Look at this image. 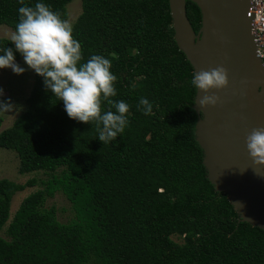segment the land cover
<instances>
[{
	"label": "trees",
	"instance_id": "1",
	"mask_svg": "<svg viewBox=\"0 0 264 264\" xmlns=\"http://www.w3.org/2000/svg\"><path fill=\"white\" fill-rule=\"evenodd\" d=\"M37 2L69 19L72 0H24ZM21 6L0 0V25L15 30ZM187 16L197 33L202 14L191 0ZM72 26L83 62L110 59L111 99L129 105V124L101 143L95 122L70 119L35 74L27 108L0 132V148L18 155L21 174L50 177L12 219L14 196L38 183L0 179V264H264V230L239 223L208 179L195 134L194 69L175 41L169 0H82ZM10 43L0 38V49ZM141 97L151 114L138 109ZM57 193L71 204L67 223L46 206Z\"/></svg>",
	"mask_w": 264,
	"mask_h": 264
},
{
	"label": "water",
	"instance_id": "2",
	"mask_svg": "<svg viewBox=\"0 0 264 264\" xmlns=\"http://www.w3.org/2000/svg\"><path fill=\"white\" fill-rule=\"evenodd\" d=\"M191 1L202 14L197 33L187 16V0H169L177 46L194 73L223 66L229 79L225 89L209 92L220 98L215 106L200 108L204 93L197 90L195 96V134L207 176L217 192L228 196L239 223L264 230V177L251 168L244 142L246 132L264 127V65L253 31L252 1Z\"/></svg>",
	"mask_w": 264,
	"mask_h": 264
},
{
	"label": "clouds",
	"instance_id": "3",
	"mask_svg": "<svg viewBox=\"0 0 264 264\" xmlns=\"http://www.w3.org/2000/svg\"><path fill=\"white\" fill-rule=\"evenodd\" d=\"M19 3L22 6L18 9V22L8 35L14 48L0 49V69H11L14 74L22 75L26 69L16 62L15 53H19L27 69L42 77L45 89L63 103L70 119L84 124L95 122L101 143L115 141L129 124V105L123 100L111 99L117 95L114 87L117 77L111 71L110 59L92 55L83 62L81 44L74 38L73 26L68 20L43 2L34 6L25 5L24 0ZM190 83L204 93L198 101L200 108L215 106L220 98L209 92L228 87V71L223 66L201 69L193 74ZM3 95L0 88V97ZM103 102L110 106L106 111ZM15 107L10 99H0V112L14 111ZM137 107L144 115H149L153 106L141 97ZM244 142L252 161L251 168L256 175L264 177L261 174L264 127L246 132Z\"/></svg>",
	"mask_w": 264,
	"mask_h": 264
},
{
	"label": "rangeland",
	"instance_id": "4",
	"mask_svg": "<svg viewBox=\"0 0 264 264\" xmlns=\"http://www.w3.org/2000/svg\"><path fill=\"white\" fill-rule=\"evenodd\" d=\"M82 12V0H72L68 5L69 19L73 25ZM14 31L6 25H0V38H8L10 32ZM16 62L26 70L22 75L14 74L11 69H0V88L3 89L4 95L0 99L11 102L16 106L14 111L0 112L4 122L0 128V132L10 128L17 117L26 110L27 100L31 94L35 73L24 64L23 58ZM20 161L18 155L10 150L0 148V179H8L18 184H25L29 180H36L35 187L17 193L12 201L10 210V219L13 218L22 201L38 189L42 188L41 182L47 180L50 175L45 172H35L29 174H21L19 171ZM46 206L48 208L55 207L58 212V219L62 223H67L73 218V211L70 202L64 194L57 193L54 198L48 199ZM6 229V228H5ZM5 229L2 235L6 237ZM174 240L181 242V239L174 237Z\"/></svg>",
	"mask_w": 264,
	"mask_h": 264
},
{
	"label": "built area",
	"instance_id": "5",
	"mask_svg": "<svg viewBox=\"0 0 264 264\" xmlns=\"http://www.w3.org/2000/svg\"><path fill=\"white\" fill-rule=\"evenodd\" d=\"M253 13V31L258 43V55L264 65V0H251Z\"/></svg>",
	"mask_w": 264,
	"mask_h": 264
}]
</instances>
